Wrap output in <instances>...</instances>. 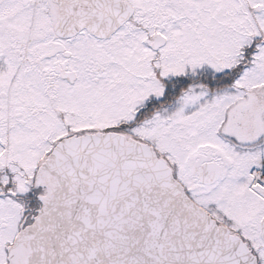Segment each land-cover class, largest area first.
Listing matches in <instances>:
<instances>
[{"label": "snow or ice", "instance_id": "obj_1", "mask_svg": "<svg viewBox=\"0 0 264 264\" xmlns=\"http://www.w3.org/2000/svg\"><path fill=\"white\" fill-rule=\"evenodd\" d=\"M0 264H264V0H0Z\"/></svg>", "mask_w": 264, "mask_h": 264}]
</instances>
